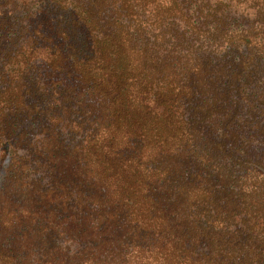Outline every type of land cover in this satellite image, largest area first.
Instances as JSON below:
<instances>
[{"label": "trees", "instance_id": "trees-1", "mask_svg": "<svg viewBox=\"0 0 264 264\" xmlns=\"http://www.w3.org/2000/svg\"><path fill=\"white\" fill-rule=\"evenodd\" d=\"M0 264H264V0H0Z\"/></svg>", "mask_w": 264, "mask_h": 264}, {"label": "rangeland", "instance_id": "rangeland-1", "mask_svg": "<svg viewBox=\"0 0 264 264\" xmlns=\"http://www.w3.org/2000/svg\"><path fill=\"white\" fill-rule=\"evenodd\" d=\"M229 16L227 17L229 26H237L239 28L247 27V22L253 19V16L249 15L247 12H243L242 9L239 10L238 14L232 12Z\"/></svg>", "mask_w": 264, "mask_h": 264}]
</instances>
